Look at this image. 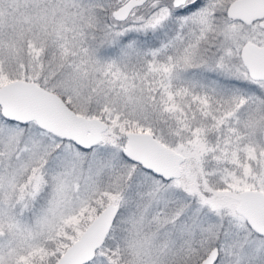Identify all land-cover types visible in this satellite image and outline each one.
<instances>
[{"label": "snow or ice", "instance_id": "snow-or-ice-1", "mask_svg": "<svg viewBox=\"0 0 264 264\" xmlns=\"http://www.w3.org/2000/svg\"><path fill=\"white\" fill-rule=\"evenodd\" d=\"M0 264H264V0H0Z\"/></svg>", "mask_w": 264, "mask_h": 264}]
</instances>
